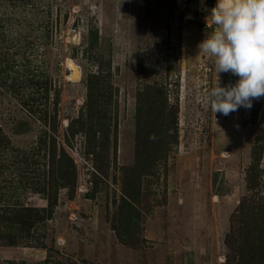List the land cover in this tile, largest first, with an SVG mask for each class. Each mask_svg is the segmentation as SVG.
Here are the masks:
<instances>
[{
	"label": "rangeland",
	"instance_id": "obj_1",
	"mask_svg": "<svg viewBox=\"0 0 264 264\" xmlns=\"http://www.w3.org/2000/svg\"><path fill=\"white\" fill-rule=\"evenodd\" d=\"M215 3L0 0V264H264V103L210 109Z\"/></svg>",
	"mask_w": 264,
	"mask_h": 264
},
{
	"label": "clouds",
	"instance_id": "obj_2",
	"mask_svg": "<svg viewBox=\"0 0 264 264\" xmlns=\"http://www.w3.org/2000/svg\"><path fill=\"white\" fill-rule=\"evenodd\" d=\"M215 31L199 49L214 58L215 71L239 77L235 84L210 90L215 116L264 103V0H216L209 15ZM218 77V75H217Z\"/></svg>",
	"mask_w": 264,
	"mask_h": 264
},
{
	"label": "trees",
	"instance_id": "obj_3",
	"mask_svg": "<svg viewBox=\"0 0 264 264\" xmlns=\"http://www.w3.org/2000/svg\"><path fill=\"white\" fill-rule=\"evenodd\" d=\"M251 121H252L251 123H255V121H256L255 116L252 118ZM25 128H26V124L25 123H20L18 125V128L16 129L17 130L16 133L19 134V133H26V132H28L29 130L28 129H25ZM50 258H51V256L49 257V255H47V258L45 259V261L42 264H50V262L49 263L47 262V260H49Z\"/></svg>",
	"mask_w": 264,
	"mask_h": 264
},
{
	"label": "crops",
	"instance_id": "obj_4",
	"mask_svg": "<svg viewBox=\"0 0 264 264\" xmlns=\"http://www.w3.org/2000/svg\"><path fill=\"white\" fill-rule=\"evenodd\" d=\"M43 257L40 260H36L37 262H40L42 260H45L47 258V253L43 251ZM50 259H53V257H51Z\"/></svg>",
	"mask_w": 264,
	"mask_h": 264
},
{
	"label": "bare ground",
	"instance_id": "obj_5",
	"mask_svg": "<svg viewBox=\"0 0 264 264\" xmlns=\"http://www.w3.org/2000/svg\"><path fill=\"white\" fill-rule=\"evenodd\" d=\"M74 71H76V70H74ZM76 73V72H75ZM73 74V73H72ZM79 74V73H78ZM71 79H73V78H71Z\"/></svg>",
	"mask_w": 264,
	"mask_h": 264
}]
</instances>
